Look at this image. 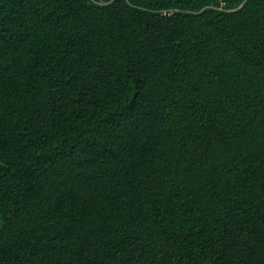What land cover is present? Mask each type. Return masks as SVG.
<instances>
[{
  "label": "trees",
  "instance_id": "16d2710c",
  "mask_svg": "<svg viewBox=\"0 0 264 264\" xmlns=\"http://www.w3.org/2000/svg\"><path fill=\"white\" fill-rule=\"evenodd\" d=\"M0 264H264V0H0Z\"/></svg>",
  "mask_w": 264,
  "mask_h": 264
}]
</instances>
